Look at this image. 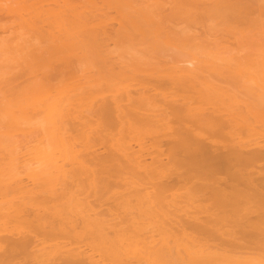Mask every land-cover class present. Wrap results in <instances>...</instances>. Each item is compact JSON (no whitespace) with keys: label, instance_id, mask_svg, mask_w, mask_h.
I'll return each mask as SVG.
<instances>
[{"label":"bare ground","instance_id":"1","mask_svg":"<svg viewBox=\"0 0 264 264\" xmlns=\"http://www.w3.org/2000/svg\"><path fill=\"white\" fill-rule=\"evenodd\" d=\"M245 4L0 0V33L12 30L0 55L18 56L0 73V264H264L257 96L245 104L198 74L235 64L262 91L264 48L220 58L214 43L219 63L168 65L152 51L192 54L173 20L208 7L243 24ZM81 65L96 73L61 81ZM32 115L42 125L21 123Z\"/></svg>","mask_w":264,"mask_h":264},{"label":"rangeland","instance_id":"2","mask_svg":"<svg viewBox=\"0 0 264 264\" xmlns=\"http://www.w3.org/2000/svg\"><path fill=\"white\" fill-rule=\"evenodd\" d=\"M202 1L205 3H209V2L214 1V0H211V1L202 0ZM243 1L246 2L245 7L247 8L246 10H248V11H246V14L249 13L251 10L250 15L249 14L246 15L244 13V17L249 16L248 18L250 20L248 18H244V20L248 19L249 21L247 23H244L243 22L244 20H243L242 21L243 24H240V22L236 24L237 27L234 23H228V22L224 21L221 17H219L217 15H212V9H208V7H205L203 9H196L197 11L196 10L192 11V13H191L192 15H190V16H182L178 20H173L171 23L175 24L176 25L175 27H183V28H184V26L186 27L185 29H186V31L189 32V36H192L191 37L192 40L196 43V45H198L196 47L197 51H195L196 49L190 48L191 52H192V50L194 51L191 54L190 50L188 49L189 47L187 46L188 48H184L181 44L178 46H180V47L182 46V48H184V49L178 47L179 50L178 49L177 50L176 49L171 50L167 46H164L165 45L164 43H160L161 44L160 46L154 45L157 49L155 47H154L155 49H152L153 56L157 57V59H155V58L154 59L157 62H162V60H164L163 62L166 63L167 65H168V62H167L168 60L170 63H173L174 60L176 61V60H179L182 58L184 59L187 56L188 57L195 56L196 58L204 60L205 63H206V61H207V63H209V61L216 62L214 60V58H216V57L213 56V55H215L216 50H218V52H216V55L220 56V58L227 57L228 55H229V57H230V55L231 56L235 55V56H241V57L248 58V59H256V60H258V58L261 59V57L257 58L256 51L258 50L257 52L259 53L260 50L262 51V49H260V47L264 48V0H243ZM201 7H203V6H201ZM164 10L166 13L169 12V6L166 5L164 7ZM111 13L113 15H115V12H111ZM112 25H114L113 26L114 28H116L118 26V24H116L114 21H113ZM232 25H235V27H233ZM187 28H189V29H187ZM11 31H10V29L7 31L5 30L3 33L1 32L0 35L1 36L6 35L8 37V36H10ZM11 36H13V34ZM10 38H12V37H10ZM214 43L219 45V47H218L219 49L214 45ZM109 46H111V49H112V43H110ZM161 46H163V47H161ZM214 46H215V48H217L216 50H215ZM160 48H163V49H160ZM129 49L130 48L128 47L127 51L132 52L133 49H130V50ZM120 50H122V49H120ZM211 50H212V52L214 51V53H212V56H211V53H210V55H208L209 51H211ZM127 51L126 52L124 51L125 55H124V53L121 52L126 59H128L130 56L129 54H127ZM262 52H264V49ZM116 53L120 55V52L118 50H117V52L113 53L112 55L114 57H118V55H116ZM205 53H208V54L206 55ZM2 55H3V57H2ZM2 55H0V56H1L2 60H4V61H2L0 59L1 60L0 61V73H2V71L6 70L5 66H12L13 65L12 62L14 63V61H15L12 58L13 56L18 57V56H16L15 53H9V52L7 54H2ZM17 55H18V53H17ZM229 57H227V58H229ZM158 58H160V60ZM176 58H178V59H176ZM10 59H12V60H10ZM117 59H119V58H117ZM122 59H124V58H122ZM243 62L244 61H241V63H239V65H241ZM170 63H169V65H171ZM216 63H219V59H218V62H216ZM236 63H238V62H236ZM206 65H209V64H206ZM242 66H246V65L243 64ZM236 69H237L236 65L233 64V67L231 69L233 71L227 70V69H222V72H221V68H220V70H218L217 68L215 70L214 69L207 70L205 68L204 72H200L198 74L200 75L201 81L203 79V82L205 81V79L202 78L203 74H204V77H206L207 75L205 76V74H208V72L212 78L214 77L213 80L215 79L216 82L222 80L221 83L223 84V82H224L229 87L230 92L228 90L227 91L229 93L232 92L233 95L235 97H237V100H241V99H242L241 101L245 100V102H243L245 104L247 101H250L252 103L254 101L253 98H255L257 96V98H256L257 100L255 101V104L254 103H252V104H253V106H255V105L258 106L257 108H259L263 114V115H261V113H260V115L264 117V113H263L264 112V92H263L264 90L261 91V90L257 89L258 88L257 85H259L258 84L259 81L257 84L252 83L253 81H250V82L246 81V79H245L246 75H245L244 79H241V77L237 75L239 73L236 72ZM95 73H96V69L94 67H85V65H81V66H76L75 68H72V69L64 70L62 77L60 79L62 81V80L74 79L76 76H88V77H90L92 74H95ZM7 74L8 73H6L5 75H7ZM247 76H249V75H247ZM228 77L230 78V80ZM0 78H2V77H0ZM217 78H219V79H217ZM207 80L209 81V78L206 79V81ZM247 80H248V78H247ZM257 80H260V82H261V79H257ZM211 82H213V81L211 80ZM60 84L61 83H59V85ZM222 84L218 85L216 83V85H218V86H222ZM261 84H263V83H260V85ZM222 87H224V86H222ZM228 87L226 89H228ZM241 101H240V103L243 104ZM31 111L32 110H30L29 114H32V112H34V110L32 112ZM39 119L40 118L35 119V117L32 115V119L30 116L26 120H23V121H22V118H19V121H22L21 122L22 124H35L36 126H40L42 124L39 123V121L41 122V120H39ZM22 126H25V125H22ZM23 128H25V127H23ZM37 128L38 127H36V129ZM32 129H34L35 131L39 130V129L36 130L35 128H32ZM36 134H38V132ZM262 138L263 137H260L259 138L260 140L258 139V141L259 142L264 141V139H262ZM99 151H101L100 148H99ZM27 158H28V156H27ZM20 159H21V157L19 158V160ZM33 166L38 167L37 163L33 164ZM18 171H19V175L25 180V182H28V185L32 186L31 181L29 179H27V177L30 176L28 174V172L23 170V167H19V165H18Z\"/></svg>","mask_w":264,"mask_h":264}]
</instances>
